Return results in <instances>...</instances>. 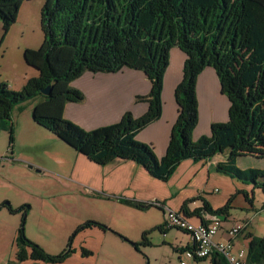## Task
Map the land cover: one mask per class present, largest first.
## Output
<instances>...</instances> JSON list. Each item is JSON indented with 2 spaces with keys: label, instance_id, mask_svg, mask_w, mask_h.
I'll return each instance as SVG.
<instances>
[{
  "label": "trees",
  "instance_id": "16d2710c",
  "mask_svg": "<svg viewBox=\"0 0 264 264\" xmlns=\"http://www.w3.org/2000/svg\"><path fill=\"white\" fill-rule=\"evenodd\" d=\"M24 1L28 0H0L2 39L16 23ZM41 23L42 44L24 52L26 62L39 76L30 78L19 90L0 83V128L7 127L10 150L15 140V107L36 99L35 122L100 165L115 159L131 160L153 177L167 181L183 160L209 159L229 151L228 160L219 163L217 170L264 191V180H260L264 170H244L237 164L243 155L264 156V0H45ZM174 47L187 58L183 79L175 89L178 115L167 151L159 158L154 147L139 141L137 134L162 116L165 73ZM207 67L216 71L221 91L229 100L228 120L213 123L209 135L194 140L199 122L197 81ZM123 68L148 76L149 94L137 96L138 101L149 103L147 113L134 118L128 111L121 121L91 130L64 116L67 102L83 99L71 86L73 80L87 71L118 72ZM48 86L50 93L45 95L42 90ZM122 202L144 209L154 205L128 199ZM1 207L21 213L16 241L19 262L62 263L74 252L72 241L79 231L92 226L110 229L88 220L72 232L62 252L50 254L25 233L29 205L14 208L5 202ZM230 209V201L213 209L204 200L203 207L192 212L185 203L183 213L201 219L203 212L227 217ZM150 232L145 231L142 241L135 243L137 248L149 243ZM247 237V263L264 264V236L248 233ZM82 253L92 254L87 249ZM211 261L228 264L217 253L211 255Z\"/></svg>",
  "mask_w": 264,
  "mask_h": 264
},
{
  "label": "crops",
  "instance_id": "0c3cea01",
  "mask_svg": "<svg viewBox=\"0 0 264 264\" xmlns=\"http://www.w3.org/2000/svg\"><path fill=\"white\" fill-rule=\"evenodd\" d=\"M36 2H23L16 23L0 42V83L6 82L15 90L21 89L30 78L39 76V71L30 66L24 57L26 49H36L44 40L41 23L44 3L39 6ZM2 35L3 25L0 22V38ZM186 58L187 55L178 47L172 48L164 79L162 116L137 134L139 141L154 147L159 158L167 151L178 115L175 89L183 79ZM71 86L82 93L83 99L67 102L64 116L87 130L117 123L128 111L134 118H139L150 108L148 102L137 100L138 95H147L151 90L148 76L140 70L123 68L118 72L87 71L73 80ZM197 97L199 122L193 131L194 140L209 135L213 123L228 120L229 100L221 91L219 78L213 68L207 67L199 75ZM36 102L33 99L15 107L13 125L16 137L12 150L9 145L6 148L0 145V206L9 202L18 208L30 202L25 233L50 254H56L63 247L65 249L72 232L88 220L104 223L110 229L92 226L79 231L72 241L74 252L62 263L31 259L19 262L16 259V241L21 226V213H11L6 207H1V212L13 215L11 232L2 256V260L6 258L7 264H177L176 260L185 262V258L188 260L186 264H199L198 259L187 254L194 247L191 235L167 227L164 206L184 212L183 206L187 203L192 212L202 208L204 200L213 209L221 208L230 201L229 216L220 218L222 226L217 235L218 240L229 237L228 230L234 223L249 221L234 241L236 247L248 249V233L257 235L252 230L254 219L259 214L254 204L255 186L250 181L217 170L219 163L228 160L229 151L209 159L183 160L169 180L163 181L131 160L115 159L106 165L92 161L35 122L33 108ZM0 132L8 133L7 127H1ZM49 138L57 143L55 151L49 153L54 166L27 152H17L18 142L30 150L37 142ZM238 166L244 170L250 169ZM31 167L37 169L38 175L35 176ZM7 172L38 181L37 186L43 189L42 193L34 195L33 190L21 181L18 183L22 186L13 185L7 178ZM43 180L45 183H42ZM8 188L20 191L23 204L6 200L9 197L6 193ZM122 199L154 205L145 209L137 208L123 203ZM82 211L84 218L72 217L76 220L66 228L68 233L63 244L58 247L60 243L56 227L60 213L76 216ZM17 217L20 220L14 219ZM188 217L193 223L200 221L199 216ZM34 226L38 227V233L34 232ZM159 226L162 228L157 229ZM145 231H151L148 234L149 243L137 248L135 243L142 241ZM83 249L92 254L84 256Z\"/></svg>",
  "mask_w": 264,
  "mask_h": 264
},
{
  "label": "rangeland",
  "instance_id": "374dc122",
  "mask_svg": "<svg viewBox=\"0 0 264 264\" xmlns=\"http://www.w3.org/2000/svg\"><path fill=\"white\" fill-rule=\"evenodd\" d=\"M34 1H37L36 4L39 6H41L45 2V0H34ZM4 38L2 39V37H1L0 42H2L4 40ZM14 130H15V127H14ZM44 131H46V130H44ZM0 133H1L0 134V145H2L3 148H6L9 145V142H8L9 132L8 133L0 132ZM14 137H16L15 133H14ZM53 137H55V139H57L56 136H53ZM57 141H59V140H57ZM56 145H57V143L53 142L51 140V138H49V139H42L39 143L37 142L33 147H31L30 150H28V148H26V147H23L21 142H18L16 149H17L18 153L19 152H27L29 155H32L34 158L39 159L42 162L47 163L48 165L54 166V162L51 159L49 153L51 151H55ZM237 163L239 165H241L243 168H257V169L264 170V156L258 157L256 155H252V154L243 155V156L239 157ZM28 167H30V166H28ZM31 169H33L35 171V176L38 175L37 169L35 167H31ZM7 178H9L10 181L12 182V184L15 186H22L21 184L18 183V181L24 182V184L28 188L33 190L32 192L34 195L41 194L43 191L42 188H39L37 186L38 181H32V178H30V177L19 176L18 173H14V172H7ZM260 180L263 181L264 178L260 179ZM42 183H45V180H43ZM252 186L253 187L255 186V188H254L255 193L253 195L254 196V204H255V207L259 210V214L254 219L252 230L258 236H264V191L261 188L257 187L256 185H254V183H252ZM6 193L9 196L6 199L7 201H10L11 203L14 202L15 204H18V205L23 204L22 203L23 201H22L21 197L19 196V193H20L19 190L13 189V188H8L6 190ZM27 203L29 205H31L30 202H27ZM160 206L163 207L162 205H160ZM60 215H61V217L57 221L58 225L56 227V233L59 236V243H60V244H58V247H59V245L63 244L64 238H65L66 234L68 233L66 228L69 227V225L72 224L77 218H79V217L84 218L83 211L79 212L76 216H75V214L74 215L70 214V213L64 214L63 212L60 213ZM12 216H10L9 212H6V211L1 212L0 211V264H7L6 258H4L2 260V256H3L4 248L8 242L9 233L11 232V227H12V222H13ZM37 216H38V214H36V217ZM72 217H74L76 219H73ZM14 219L20 220V217H17ZM27 220H28V215H27ZM27 220H26V224L24 226L25 231H26V227H27ZM33 230L35 233L39 232V229L36 226L33 227ZM174 234L175 233H173V235ZM63 249H64V247L61 250H59L57 253H59ZM184 261H185V264H186V262L188 263V260L186 258L184 259ZM172 262H174V254L172 255ZM176 263L180 264L181 262L176 260ZM198 263L199 264H212L210 262L209 257L205 260L199 261Z\"/></svg>",
  "mask_w": 264,
  "mask_h": 264
},
{
  "label": "built area",
  "instance_id": "2783aa9c",
  "mask_svg": "<svg viewBox=\"0 0 264 264\" xmlns=\"http://www.w3.org/2000/svg\"><path fill=\"white\" fill-rule=\"evenodd\" d=\"M160 206V203H156ZM166 225L167 227H174L183 230L191 235L193 242V249L188 251V256L193 258H208L214 253L223 256L228 264H248L247 263V248H238L235 245V239L239 236L242 230H244L249 221H240L234 223L228 230V238L225 240H218L222 226L221 219L207 213H203L202 219L198 223H193L191 219L181 212L169 211L166 213ZM185 264V262H181Z\"/></svg>",
  "mask_w": 264,
  "mask_h": 264
},
{
  "label": "water",
  "instance_id": "95a60500",
  "mask_svg": "<svg viewBox=\"0 0 264 264\" xmlns=\"http://www.w3.org/2000/svg\"><path fill=\"white\" fill-rule=\"evenodd\" d=\"M42 93L45 95H48L50 93V86L46 87L45 89L42 90ZM219 218L224 219L225 216L223 215H218Z\"/></svg>",
  "mask_w": 264,
  "mask_h": 264
},
{
  "label": "bare ground",
  "instance_id": "6f19581e",
  "mask_svg": "<svg viewBox=\"0 0 264 264\" xmlns=\"http://www.w3.org/2000/svg\"><path fill=\"white\" fill-rule=\"evenodd\" d=\"M164 208H165V211H166V213H168L169 211H174L173 209H170V208H166L165 206H164ZM178 212V214H181V211H177ZM183 213V212H182ZM184 214V213H183Z\"/></svg>",
  "mask_w": 264,
  "mask_h": 264
}]
</instances>
